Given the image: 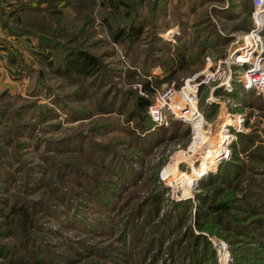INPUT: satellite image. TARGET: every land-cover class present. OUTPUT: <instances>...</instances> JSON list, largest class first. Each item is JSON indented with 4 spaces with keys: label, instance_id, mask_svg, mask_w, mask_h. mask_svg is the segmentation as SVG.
Wrapping results in <instances>:
<instances>
[{
    "label": "rangeland",
    "instance_id": "rangeland-1",
    "mask_svg": "<svg viewBox=\"0 0 264 264\" xmlns=\"http://www.w3.org/2000/svg\"><path fill=\"white\" fill-rule=\"evenodd\" d=\"M39 1L0 0V14L9 16L10 20L12 15L20 25L31 26L34 28L32 30L37 29L38 32H45L48 25L57 26L62 41H68L71 48L85 49L97 57L102 69L85 82L74 75L75 68L70 64L68 74L74 76L65 78L66 70L62 69L63 65L59 67L64 55L50 49H37L34 37L2 36L0 28V39L8 38L9 51L22 58V65H19L9 52L8 76L0 80V199L6 202L0 204L9 210L15 204H23L26 198L37 203L42 200L44 204L48 202L50 217L39 213V231L43 234L37 232L38 246L43 249L42 260L49 261L50 256L55 254L59 258L57 264L95 263L98 260L93 258L79 262L77 256L72 257L74 251L71 246L76 248V244H81L83 240L91 248L116 243L113 239L119 231L120 222L141 201L157 192L158 185L162 184L166 189V208L169 200H193L198 204L195 195L207 191L203 187L204 180L210 174H217L222 164L216 165V170L208 174L204 166L201 169L199 166L205 152L217 146L205 147L200 160L195 161V157L190 159L195 162L191 166L187 161V165L180 163L188 159L184 152L194 150L195 146L200 149V141L203 144L208 142L210 135L206 133L227 109L220 104H212L217 107L213 115L207 102L217 83L201 89L199 108L206 114V133L199 135L197 140H193L195 135L190 125L183 121H176L177 124L171 128H161L162 131L154 133L153 145L145 149H141L128 132L136 128L137 99L139 102L141 99L147 101V94L153 88L161 91L166 86H184L186 80L206 69L207 56L214 60L228 57L233 42L247 32V28H252V7L250 3L243 5L240 0H58L57 8L43 12V15L20 11L22 4L37 5ZM132 19L145 24L143 34L136 42L126 38L115 42L112 33L116 29L110 30V27H125ZM169 29L180 33L174 41L163 38ZM181 52L187 55L190 65L175 75L171 83L157 84L155 78L163 79L165 72L158 71L159 74L155 75L154 68H160L163 63L172 66L178 60L177 53ZM58 57L59 61L56 59ZM22 66H26L31 73L23 71ZM214 70L210 69L209 72ZM150 76L151 81L148 80ZM234 86L230 96L224 95L222 89L215 90L213 94L221 98V102L235 100L231 104L238 107H232L231 111L246 114L247 132L243 134L256 132L264 139V116L251 109V103L257 99L264 100V94L245 91L237 82H234ZM75 93L79 96H75ZM105 104H112L115 112L101 114L99 106ZM142 115L149 120L146 109ZM128 117H133V122H126ZM219 134L217 138L222 135ZM238 136L234 143L237 146ZM158 139L162 142H158ZM100 149L108 153L105 155L102 152V156ZM79 151L82 153L80 156ZM62 152L67 155H61ZM113 152L117 161L125 158L130 164L129 169L132 168L137 174L128 172L124 175L125 188L129 191L126 197L114 202L120 209L119 216L112 207L98 204L97 199L77 201L84 192L72 184L87 182L82 174L77 173L81 168H86L88 181L98 177L111 184L117 182L115 177L95 168L88 160L100 166L105 159L107 169V165L112 164ZM99 170L103 173H99ZM164 170L167 182L161 180ZM257 170H264V165L258 164ZM184 172L185 175L195 173L199 177L186 195L181 182L185 180L180 175ZM186 178L191 182L190 176ZM172 179L176 181L172 182ZM43 181L49 186L42 190L35 189L34 186ZM80 192L82 195H78ZM195 211L188 216V223L179 234L182 235L187 226H192L199 234L195 228ZM3 222L4 218H1L0 226ZM181 235L176 234L177 238ZM209 239L213 244L215 241L224 242L217 238ZM0 241L9 244V239L0 237ZM166 248L167 244L158 264L173 263ZM47 261L44 262L48 264ZM220 264H230L229 255L220 252Z\"/></svg>",
    "mask_w": 264,
    "mask_h": 264
},
{
    "label": "trees",
    "instance_id": "trees-1",
    "mask_svg": "<svg viewBox=\"0 0 264 264\" xmlns=\"http://www.w3.org/2000/svg\"><path fill=\"white\" fill-rule=\"evenodd\" d=\"M240 1L245 6L250 3L252 12L253 0ZM57 2L58 0H41L37 5L25 3L21 5L20 11L26 10L42 14L57 8ZM44 5L46 8H43ZM145 27L144 23L132 19L130 24L125 27H110V30L116 29L112 33L115 42H120L124 38L130 42H136L143 34ZM0 28L6 37H34L37 40V49H50L61 56L64 55L61 60L60 55H58L60 58L56 59L61 61L59 67L63 65L62 69L66 70L64 71V73L66 72L65 75H63L65 78L71 79L75 75L81 81L87 82L99 69H102L97 57L85 49L71 48L70 43H67L68 41H62L57 26L48 25L45 32H38L37 29L32 30L34 28L31 26L20 25L19 20L14 19L12 15L10 20L9 16L0 14ZM155 45L157 46V43ZM0 46L5 47L8 53L10 52L8 38L0 39ZM10 54L13 60L22 65V58L16 57L14 52H10ZM177 59L172 66H166L165 63L160 64L165 74L163 79L155 78L157 84L171 83L175 75L190 65L187 55L183 52L177 53ZM70 64L75 68L74 75L68 74ZM21 69L26 73H31L26 66H22ZM77 94L75 93V96H79ZM137 100L136 128L130 130L128 135L139 143L141 149H145L153 145L154 133L163 129L150 131L152 128L151 121L142 115V111L146 109L149 102L142 99L140 102L139 99ZM210 108L215 115L217 107L211 106ZM251 109L257 110L261 116H264V100H255L251 103ZM99 110L103 115L115 112L112 104L100 105ZM133 120V117H128L126 122H133ZM175 124L177 123H173V125ZM142 134L146 135L142 136ZM222 136H218L221 141L230 139L227 134H222ZM157 141L162 142L159 139ZM238 143L239 146L234 144L232 147V160L223 163L217 174H210L204 180L203 187L204 189L207 188V191L195 195V201L198 204L194 203L193 200L179 202L169 200L166 208L164 205L166 189L162 184L158 185L157 192L155 191L154 194L141 201L131 211L130 215L120 222L119 231L116 232L117 234L115 233L113 239L116 243H111L102 248H91L86 245V240H83L81 244H76V248L71 246L74 251L72 257L77 256L79 262L82 259L91 258L98 260V262L88 264H158L167 244L166 250L174 260L172 264H219V255L209 239L210 237L224 240L227 243L232 264H264V170H257L258 164L264 165V139L256 132H252L239 135ZM101 147L105 148V146ZM135 148L137 149L138 146ZM102 152H105V155L108 153L100 149L99 153L102 156ZM78 153L79 156L82 154L81 151ZM60 154L67 155L66 152ZM221 154L218 148L207 150L199 169L204 166L206 174L215 171ZM115 155L116 153L113 152L112 164L111 166L107 165V169L106 163H104L105 159L100 166L92 162L91 159L88 160L95 168H100L115 177L117 182L111 184V182H105L107 180L104 181L103 178L99 179L98 177L90 178L88 181V175L85 173L87 172L86 168H81L82 170H77V173L83 175L82 178L87 180L86 184H79V182H72V184L73 186L77 185V189L84 192L83 195L82 192L78 194L82 197L80 196L77 201L97 199L95 201L98 204L102 207L106 205L112 207L119 216L121 215L120 209L114 202L126 197V193L129 191L125 188L124 175L128 172L137 174L132 168V170L129 169L128 165L130 164L125 161V158L117 161ZM99 173L103 172L99 170ZM185 173L180 175L185 180L181 182L186 195L191 191L199 177L195 173L188 175ZM187 176L191 177V182L187 181ZM158 181L157 178L156 182L158 183ZM171 181L175 182L176 180L172 179ZM90 182L92 184H89ZM47 186L49 184L43 181L34 187L42 190ZM119 190L123 192H118ZM0 200H2L1 204L6 203L3 199ZM41 202L37 203V201L26 198L23 204H15L9 210L0 204V219L4 218V222L0 226V237L9 239V244L0 241V264H46L44 261L47 260H42L43 249L38 246L37 232L43 234L39 231V213L41 212L42 216L50 217L51 210L47 208L48 202L45 204L43 200ZM125 203L128 204L127 201ZM194 209L196 210L194 212L195 228L199 234L195 233L192 226L185 227L182 235L179 234L184 225L188 223V216L192 215ZM122 211L123 208H121ZM176 234L181 236L177 238ZM170 240L172 241L169 243ZM58 259L54 254L53 257L50 256L47 262L48 264H57L56 260Z\"/></svg>",
    "mask_w": 264,
    "mask_h": 264
},
{
    "label": "built area",
    "instance_id": "built-area-1",
    "mask_svg": "<svg viewBox=\"0 0 264 264\" xmlns=\"http://www.w3.org/2000/svg\"><path fill=\"white\" fill-rule=\"evenodd\" d=\"M251 18L252 28L233 42L229 55L224 60H214L212 57L207 56L206 69L186 80L184 86L178 88L166 86L161 91L153 88L152 94H147L149 105L146 107V111H148V117L152 124L150 131L153 132L161 128L168 129L174 122L183 121L190 125L192 132L195 133L194 124L189 118L190 114H192V118L203 120L204 128L206 114L204 110L199 108L201 89L211 83H217L212 89V94L207 99V102L210 106L212 104H220V106H225L227 109L225 112L222 110L223 115L218 117L212 128L218 124L219 129L217 131L220 130V132L227 133L230 139L221 142L219 138L210 135L208 137V147L211 148L210 146H215L214 143H216L218 148H222V154L218 158L219 165L232 160L233 144L237 141V135L247 132L248 117L242 112H232V107H238L237 104H231L235 100L229 99L228 102H221V98L214 96L213 92L222 89L224 95L230 96L235 89L234 82H237L245 91H255L258 95L264 94V0H253ZM179 35V31L176 32L175 29H169L163 38L167 41H174ZM222 68L224 69L223 72H221ZM210 69L215 70L209 72ZM154 74L157 75L159 73L154 71ZM151 79L152 76L148 78L149 81ZM146 90L149 89L147 88ZM212 128H210V132H212ZM208 147L205 149H209ZM180 164L185 165L186 162ZM188 165L191 166V164ZM164 172L165 170L161 174V180L167 182L168 178H164ZM219 245H224L227 248L231 264L232 258L228 245L222 241H219V243L214 242L216 248ZM217 252L220 264V251Z\"/></svg>",
    "mask_w": 264,
    "mask_h": 264
},
{
    "label": "bare ground",
    "instance_id": "bare-ground-1",
    "mask_svg": "<svg viewBox=\"0 0 264 264\" xmlns=\"http://www.w3.org/2000/svg\"><path fill=\"white\" fill-rule=\"evenodd\" d=\"M189 118L191 119V121H192V123L194 124V127H195V133H194V139L193 140H197V138H198V136L200 135H202V134H204V133H206L205 132V130H204V128H203V125H204V121L203 120H199V118H192V114H190V116H189ZM215 129H219V125L218 124H216L213 128H212V132H210V133H206V135L208 136V135H213V136H215L216 138H217V135L219 134V132H220V130H218L217 131V133H214V131H215ZM220 134H227V133H224L223 131L222 132H220ZM219 134V135H220ZM221 137H223L222 135H220ZM214 139V138H213ZM212 139V140H213ZM221 141V140H220ZM222 142V141H221ZM215 145H216V143H214ZM200 145H202V146H200V149L198 150V149H196V146H195V149L194 150H188V151H186V152H184V156L186 157V158H188L187 160H185V162L186 161H190L191 162V160L190 159H192L193 157H195V161L197 160V159H201L202 158V155H203V153H202V151H203V149L206 147V145H207V147L209 146V144H208V142L206 143V144H203L201 141H200ZM217 146V145H216ZM212 147V146H211ZM218 148V147H217ZM220 151H222V148H218ZM191 151V152H190ZM192 156V157H191ZM220 252H222L224 255H229V253H228V250H227V248L223 245V247L220 249Z\"/></svg>",
    "mask_w": 264,
    "mask_h": 264
},
{
    "label": "crops",
    "instance_id": "crops-1",
    "mask_svg": "<svg viewBox=\"0 0 264 264\" xmlns=\"http://www.w3.org/2000/svg\"><path fill=\"white\" fill-rule=\"evenodd\" d=\"M2 36H4V33L2 32ZM8 69H9V55H8V51L6 48H4L3 46H0V80H2L4 78V76H8ZM153 71H156L159 73H162L163 70L162 68L158 67V68H154ZM161 76V74H160ZM7 82V80H6Z\"/></svg>",
    "mask_w": 264,
    "mask_h": 264
},
{
    "label": "water",
    "instance_id": "water-1",
    "mask_svg": "<svg viewBox=\"0 0 264 264\" xmlns=\"http://www.w3.org/2000/svg\"><path fill=\"white\" fill-rule=\"evenodd\" d=\"M195 162L188 161L187 164H194ZM223 247V245H219L216 249L217 251H220V249Z\"/></svg>",
    "mask_w": 264,
    "mask_h": 264
}]
</instances>
